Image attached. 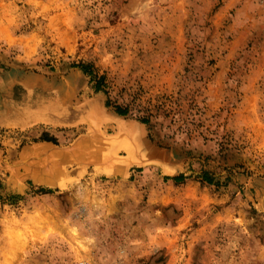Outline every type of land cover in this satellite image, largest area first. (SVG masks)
<instances>
[{"label":"rangeland","instance_id":"374dc122","mask_svg":"<svg viewBox=\"0 0 264 264\" xmlns=\"http://www.w3.org/2000/svg\"><path fill=\"white\" fill-rule=\"evenodd\" d=\"M82 262L264 264V0H0V264Z\"/></svg>","mask_w":264,"mask_h":264},{"label":"trees","instance_id":"16d2710c","mask_svg":"<svg viewBox=\"0 0 264 264\" xmlns=\"http://www.w3.org/2000/svg\"><path fill=\"white\" fill-rule=\"evenodd\" d=\"M82 68L86 71L87 70V65H81ZM98 88V87H97ZM117 112L119 114H126L127 110L126 109H123L122 107L118 106L117 107ZM149 117H143L142 121L145 122V123H148L149 122ZM47 140H51L50 138H46ZM175 181H181L185 178V175L184 174H180V175H177V176H174L172 177ZM202 178L204 180H207V181H211V179L207 176L206 173H204L202 175Z\"/></svg>","mask_w":264,"mask_h":264},{"label":"bare ground","instance_id":"6f19581e","mask_svg":"<svg viewBox=\"0 0 264 264\" xmlns=\"http://www.w3.org/2000/svg\"><path fill=\"white\" fill-rule=\"evenodd\" d=\"M129 126H130V125H129ZM131 126H132V125H131ZM123 128H124V127H123ZM128 132H129V129H128ZM130 132H132V130H131ZM130 132H129V133H130ZM129 133H128V134H129ZM68 174H69V173H67V175H68ZM48 184L51 185V186H53V187L56 186V185H59L58 182H54V181H53V182H49Z\"/></svg>","mask_w":264,"mask_h":264},{"label":"built area","instance_id":"2783aa9c","mask_svg":"<svg viewBox=\"0 0 264 264\" xmlns=\"http://www.w3.org/2000/svg\"><path fill=\"white\" fill-rule=\"evenodd\" d=\"M81 264H89V263H88V262H85V263H84V262H82Z\"/></svg>","mask_w":264,"mask_h":264}]
</instances>
